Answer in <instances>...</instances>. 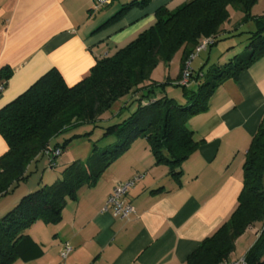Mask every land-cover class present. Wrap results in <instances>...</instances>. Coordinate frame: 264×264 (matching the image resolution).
Returning <instances> with one entry per match:
<instances>
[{
	"label": "crops",
	"instance_id": "obj_1",
	"mask_svg": "<svg viewBox=\"0 0 264 264\" xmlns=\"http://www.w3.org/2000/svg\"><path fill=\"white\" fill-rule=\"evenodd\" d=\"M129 1L110 0L95 9L94 0H0V74L11 71L3 82L0 109L51 69L68 86L75 85L98 59L111 55L110 45L114 53L150 26L159 7L173 10L189 0H150L143 9L131 8L117 22L102 26ZM178 74L179 62L175 76H168L171 83ZM263 114L264 55L236 80L224 81L209 98L207 109L190 117L188 127L198 145L181 163L179 175L155 163L144 138L134 140L94 186L81 188L75 199L67 200L59 222L36 221L28 229L43 254L14 264H183L235 209L245 153ZM7 149L0 135V156ZM75 160L80 158L62 151L54 167L63 169ZM136 174L143 177L126 196L135 214L124 220L111 208L104 210L116 183ZM59 175L46 181L52 183ZM43 177L21 180L2 196L0 216L44 185ZM251 231L256 235L255 229ZM64 242L72 250L62 261L59 251Z\"/></svg>",
	"mask_w": 264,
	"mask_h": 264
},
{
	"label": "trees",
	"instance_id": "obj_2",
	"mask_svg": "<svg viewBox=\"0 0 264 264\" xmlns=\"http://www.w3.org/2000/svg\"><path fill=\"white\" fill-rule=\"evenodd\" d=\"M257 0H189L173 10L165 6L154 13V22L140 31L114 53L96 61L88 76L68 86L56 69H51L24 93L0 109V135L8 149L0 156V198L10 193L29 174V165L46 149L60 154L75 138L71 134L62 143L52 139L83 123L96 124L119 101V112L134 101L136 109L120 122L105 128L119 143L112 149H92L85 162L75 160L61 170V179L38 187L23 196L0 216V264L30 261L43 254V248L29 233L36 222L55 224L62 218L67 200L75 199L83 187H92L101 174L121 156L138 137L144 138L155 163L168 166L172 175L181 173V163L196 149L198 142L188 120L208 107V100L226 80H236L255 60L264 55V15L251 9ZM150 0H131L104 25L117 22L131 8L143 9ZM231 10L241 12L240 23L252 21L248 46L234 54L224 65L213 64L206 73L195 75L191 68L183 88L186 104L163 93L166 82L151 79L152 70L168 64L181 51L179 74L195 48L205 38L215 44L230 21ZM209 45L207 49L211 46ZM191 65V64H190ZM11 76L0 74V84ZM182 76V74H181ZM193 90H190L191 86ZM196 87V88H195ZM160 96H157V94ZM72 126V127H70ZM70 127V128H69ZM48 164L55 165L56 159ZM242 188L230 217L187 256L183 264H231L237 240L247 230L256 232V240L243 255L246 264H264V114L247 147L243 161Z\"/></svg>",
	"mask_w": 264,
	"mask_h": 264
},
{
	"label": "rangeland",
	"instance_id": "obj_3",
	"mask_svg": "<svg viewBox=\"0 0 264 264\" xmlns=\"http://www.w3.org/2000/svg\"><path fill=\"white\" fill-rule=\"evenodd\" d=\"M251 14L255 16L264 15V0H257L254 3V6L251 9ZM241 16V12L231 10L230 21L226 25V28L230 31L225 33L220 31L222 34L219 35L220 37L217 42L211 45L208 49L198 52L195 58L191 60L190 66L195 70V75L199 70L206 73L213 64L224 65L234 56V54H240L245 50L248 46V32L255 31L256 26L252 21L240 23ZM127 42L128 41H126V43ZM126 43L123 44L125 45ZM110 47L111 49H109L108 52L112 54L113 46L110 45ZM180 56L181 51H178L174 54L168 64L160 62L152 70L151 79L158 82L168 81L164 84L163 93L168 97L176 99L179 104H186V99L183 97V88L172 84L168 79L169 75L173 77L177 73ZM186 65L187 64L185 63L184 67H186ZM181 74L180 77L182 78ZM181 78L177 79L175 83H178ZM193 88L194 86L192 85L190 90H193ZM122 103V101H119L117 105L110 110V112L102 114L96 124L83 123L77 125L76 127L70 126L72 128L69 129L68 132L61 134L58 138L52 139L51 144L54 145L56 143H62L65 137H68L71 134H84L89 132V135L87 136L73 139V141L71 143L69 142L63 150V155L68 153V155L71 154L73 156H77L80 158L79 161L83 162L87 160L89 154L95 146L97 151L114 148L115 145L119 143L118 136L114 133L104 134L105 128L120 122L123 118L127 117L130 112L136 109V103L132 101L127 108L119 112V107ZM139 138L140 137L136 139ZM61 170L62 167H50L47 162V156H41L40 159L31 166L27 179L30 178L31 182L36 179L39 180L40 176L42 175L43 177L44 173L43 184H51L49 183L51 181H46L47 177H53L58 172L60 175L56 177L55 181L61 179ZM31 232L33 233L32 228ZM255 240L256 235L254 231L252 232L251 230H247L245 234L237 240L235 250L231 255V263L240 261L243 254H245L246 250L249 249V246H251Z\"/></svg>",
	"mask_w": 264,
	"mask_h": 264
},
{
	"label": "built area",
	"instance_id": "obj_4",
	"mask_svg": "<svg viewBox=\"0 0 264 264\" xmlns=\"http://www.w3.org/2000/svg\"><path fill=\"white\" fill-rule=\"evenodd\" d=\"M109 2L110 0H94V8L100 9L101 7L107 5ZM212 43H213L212 38H205L199 43V45L197 46L195 50V53L192 54L190 57V60L187 61L186 63L187 65L184 68L183 73H182V78L178 83L182 85L188 84L189 74L191 71V68H190L191 60L195 58L198 52L202 50H206L207 47L211 45ZM3 89H4V84L1 83L0 93L3 91ZM44 154L50 157L51 159L60 154V149H54V150L46 149L44 151ZM49 165L52 166L53 164H49ZM142 177H143L142 174H136L132 178L126 181L116 183V185L113 187L110 195L108 196L105 202L104 210L111 208L115 216L119 217L120 219L129 220L130 217L135 214V208L129 201L126 200V196H127L128 191ZM71 250H72V247L69 244V242L62 243L60 251H59L62 261H65V259L67 258ZM231 264H246V263L244 261V258L242 257L240 261H237Z\"/></svg>",
	"mask_w": 264,
	"mask_h": 264
}]
</instances>
